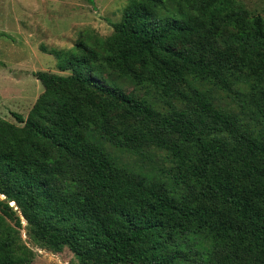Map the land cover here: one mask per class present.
I'll list each match as a JSON object with an SVG mask.
<instances>
[{"label": "trees", "instance_id": "16d2710c", "mask_svg": "<svg viewBox=\"0 0 264 264\" xmlns=\"http://www.w3.org/2000/svg\"><path fill=\"white\" fill-rule=\"evenodd\" d=\"M110 26L49 53L69 74H32L42 92L25 119L10 113L21 127L0 119V195L35 241L81 263L264 264V20L236 0H127ZM111 73L157 91L163 110ZM8 232L0 264H19Z\"/></svg>", "mask_w": 264, "mask_h": 264}, {"label": "rangeland", "instance_id": "374dc122", "mask_svg": "<svg viewBox=\"0 0 264 264\" xmlns=\"http://www.w3.org/2000/svg\"><path fill=\"white\" fill-rule=\"evenodd\" d=\"M0 0V119L16 127L11 112L26 118L31 106L42 92V87L33 77L35 72H58L51 51L71 49L79 41L92 44L95 37L111 38L110 26L119 21L127 0ZM246 11L248 18L259 17L264 20V0H236ZM222 37H218L220 40ZM186 45L177 44L175 50L185 49ZM219 51L224 46L217 45ZM233 52V46L229 47ZM181 64L177 63L176 67ZM137 68L136 66H134ZM105 77V76H103ZM121 87L124 94H131L137 101L145 99L152 102L159 111L163 103L157 91L142 89L110 74ZM203 86L205 83H202ZM246 90L243 83L238 85ZM182 88V87H181ZM213 104L238 115V105L227 97L224 91L212 88ZM163 105V106H162ZM179 106V105H178ZM165 107V106H164ZM107 150L135 171L146 172L148 168L139 160L120 153L111 147ZM154 161L169 167L162 151H152ZM155 172V171H154ZM155 175H158L156 172ZM0 197V225L9 232L10 255L19 264H90L79 262L73 254L63 247L56 253L43 243L32 238L25 221L19 216L13 203ZM11 207L13 215L5 216L1 204Z\"/></svg>", "mask_w": 264, "mask_h": 264}, {"label": "water", "instance_id": "95a60500", "mask_svg": "<svg viewBox=\"0 0 264 264\" xmlns=\"http://www.w3.org/2000/svg\"><path fill=\"white\" fill-rule=\"evenodd\" d=\"M0 197H3V196H2V195H0ZM3 198H4V197H3ZM6 201H8V203H10V202H9V199H6ZM11 203H13V202H11Z\"/></svg>", "mask_w": 264, "mask_h": 264}]
</instances>
